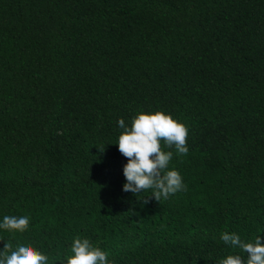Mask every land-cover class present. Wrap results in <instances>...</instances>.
I'll return each mask as SVG.
<instances>
[{
    "label": "trees",
    "instance_id": "1",
    "mask_svg": "<svg viewBox=\"0 0 264 264\" xmlns=\"http://www.w3.org/2000/svg\"><path fill=\"white\" fill-rule=\"evenodd\" d=\"M188 129L169 168L186 191H123V119ZM163 145V142H161ZM101 152L99 149L104 148ZM4 243L59 264L77 236L111 264H219L264 243V0H0Z\"/></svg>",
    "mask_w": 264,
    "mask_h": 264
},
{
    "label": "clouds",
    "instance_id": "2",
    "mask_svg": "<svg viewBox=\"0 0 264 264\" xmlns=\"http://www.w3.org/2000/svg\"><path fill=\"white\" fill-rule=\"evenodd\" d=\"M117 123L123 131L116 144L119 152L127 158L123 166L126 179L123 191L136 194L144 203L148 200L140 194L150 191V196L160 203L162 199L167 200L171 195L187 190L179 171L169 168L173 151L164 150L166 146L174 149L177 155L188 153V129L182 122L163 111H141L132 117L130 126L123 119ZM28 225V216L5 215L0 229L23 233ZM220 238L225 244L247 253L246 264H264V243L259 235L254 242H244L237 234L228 232L222 233ZM70 253L59 264H111L108 253L94 247L87 238H74ZM48 259L47 255L25 243L18 242L13 247L11 242H6L0 251V264H48ZM219 264L245 262L239 255L229 254Z\"/></svg>",
    "mask_w": 264,
    "mask_h": 264
}]
</instances>
